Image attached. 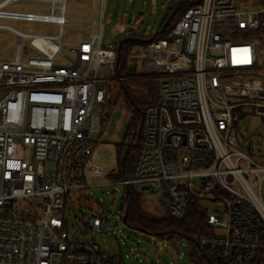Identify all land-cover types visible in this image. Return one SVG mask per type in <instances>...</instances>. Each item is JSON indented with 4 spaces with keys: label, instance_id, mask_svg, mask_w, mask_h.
Listing matches in <instances>:
<instances>
[{
    "label": "built area",
    "instance_id": "built-area-1",
    "mask_svg": "<svg viewBox=\"0 0 264 264\" xmlns=\"http://www.w3.org/2000/svg\"><path fill=\"white\" fill-rule=\"evenodd\" d=\"M22 1L49 11L9 9ZM104 1L90 36L66 42L68 0H0V21L57 27L0 23L17 39L14 56L0 58V264H124L94 239L113 216L87 191L111 184L124 199L130 188L149 194L177 220L196 202L204 264H264V142L254 145L250 129V113L264 118V0H191L162 38L129 36L137 41L119 60L118 44L102 43ZM140 73L158 80L157 98L142 113L132 175L112 180L94 160L96 138ZM136 96L146 99L145 88ZM67 199L77 207L72 236ZM124 216L123 204L115 218Z\"/></svg>",
    "mask_w": 264,
    "mask_h": 264
},
{
    "label": "rangeland",
    "instance_id": "rangeland-1",
    "mask_svg": "<svg viewBox=\"0 0 264 264\" xmlns=\"http://www.w3.org/2000/svg\"><path fill=\"white\" fill-rule=\"evenodd\" d=\"M170 1L105 0L102 11L103 45L108 48L115 47L128 35L130 30L135 32L137 38L150 37L154 31L160 28L168 15L172 6L169 4ZM9 9L15 12L47 14L49 6L38 1H22L10 6ZM97 12L95 0H68L66 16L69 19V24L64 27V40L66 42H78L88 38L94 31L93 25L97 18ZM0 23L7 24L24 33L55 34L57 32V27L50 24L22 23L19 21H0ZM21 47L23 55L34 52L30 48L28 40H23ZM16 49V37L7 31L0 30V58L13 57ZM119 73L121 74L123 71L119 70ZM147 75L146 73L140 76L137 81H146ZM136 85L137 88L132 87L129 90L130 97L144 92V88L140 84ZM127 100L122 97L119 98L117 105L118 107L123 106V108L117 109L111 114L112 123H109L108 128L96 138L94 160L101 169L115 174L112 180L122 179L118 175L116 146L124 143L127 127L133 117L128 104L129 100ZM250 117V129L251 132H254V145H257L262 141L264 142V138L262 139L264 118H259L254 113H250ZM135 120L134 117V122ZM243 129L245 130L244 126ZM106 183L105 181L102 182L103 185ZM136 193L139 195L145 211L152 214L166 211L158 206L149 194L138 191ZM87 195L92 197L93 201L101 203L113 216L111 232L99 234L94 238L104 253L111 256H121L124 264H192L188 258L189 247L186 242H171L160 239L138 229L130 228L124 223H118V219L115 217L121 211L124 203V187L111 184L88 190ZM74 211H77V207L67 199L65 215L70 225L71 236L75 235L78 229Z\"/></svg>",
    "mask_w": 264,
    "mask_h": 264
},
{
    "label": "trees",
    "instance_id": "trees-1",
    "mask_svg": "<svg viewBox=\"0 0 264 264\" xmlns=\"http://www.w3.org/2000/svg\"><path fill=\"white\" fill-rule=\"evenodd\" d=\"M191 0H186L180 3V12L174 17L168 28L170 29L179 19L183 11L190 5ZM169 15V14H168ZM169 16H166L165 20ZM164 20V21H165ZM164 22H162L160 29ZM160 30H156L152 34V38L159 39L164 36ZM136 37L134 31H130L125 37ZM145 37L139 38L142 41ZM138 39V38H137ZM125 49H122V55H124ZM122 61H120L121 65ZM134 83L141 84L145 91L148 93L147 99L142 97L132 96L134 105L128 101V104L132 110V121L127 127V134L125 136L124 145L116 147L117 150V162L119 176L122 178H129L132 175V171L137 159V155L140 148V129L142 113L146 106L153 104L157 98L158 93V80L148 76L146 81H134ZM146 86H145V85ZM143 107H145L143 109ZM135 117V122H134ZM127 147L129 150L127 151ZM120 178V177H119ZM124 210L126 215V221L124 223L133 229H138L146 234L157 236L160 239H166L171 242H186L189 247L188 258L192 264H204L205 258L201 247L198 245L199 236L203 231L204 212L193 203L187 217L183 220H177L169 215L167 211L160 212L158 214H152L142 206L139 195L133 188L126 193L124 199ZM161 209V208H160ZM163 234L164 236H161ZM181 244V243H180Z\"/></svg>",
    "mask_w": 264,
    "mask_h": 264
},
{
    "label": "water",
    "instance_id": "water-1",
    "mask_svg": "<svg viewBox=\"0 0 264 264\" xmlns=\"http://www.w3.org/2000/svg\"><path fill=\"white\" fill-rule=\"evenodd\" d=\"M176 1H178V0H171L169 4H170V5H173ZM173 15H174V12H172L171 15L169 16V18L164 22V24H163L162 27H161L160 33H163V32L168 28V26H169V24H170V22H171V20H172ZM135 41H137V39L129 38V37H128V38H124V39H122V40L118 43V46H117L118 60L120 59L121 50H122L123 45L126 44V43H129V42H135ZM131 70H134V67H133V66L131 67ZM125 93H126V95L128 94L127 91H125ZM129 100H130V102L132 103V105H134L133 100L130 99V98H129ZM128 150H129V147H127V151H128ZM123 220L126 221V215L124 216ZM161 236H164V235L161 234Z\"/></svg>",
    "mask_w": 264,
    "mask_h": 264
},
{
    "label": "flooded vegetation",
    "instance_id": "flooded-vegetation-1",
    "mask_svg": "<svg viewBox=\"0 0 264 264\" xmlns=\"http://www.w3.org/2000/svg\"><path fill=\"white\" fill-rule=\"evenodd\" d=\"M180 3H182V2H180V1L175 2V3L171 6V8L169 9V11H168V14H169V15H167V16H170L171 13L174 12V15H173L172 19H173L174 17H176V14L178 15L179 12H180Z\"/></svg>",
    "mask_w": 264,
    "mask_h": 264
},
{
    "label": "crops",
    "instance_id": "crops-1",
    "mask_svg": "<svg viewBox=\"0 0 264 264\" xmlns=\"http://www.w3.org/2000/svg\"><path fill=\"white\" fill-rule=\"evenodd\" d=\"M90 36V35H89ZM139 39V38H138ZM124 145V143H121V144H119L118 146H123ZM118 146H116V147H118Z\"/></svg>",
    "mask_w": 264,
    "mask_h": 264
}]
</instances>
